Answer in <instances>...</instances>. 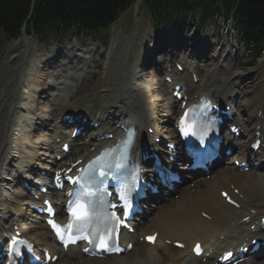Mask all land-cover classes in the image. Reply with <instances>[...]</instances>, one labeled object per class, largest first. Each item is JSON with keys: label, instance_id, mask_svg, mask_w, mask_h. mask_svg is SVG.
Wrapping results in <instances>:
<instances>
[{"label": "bare ground", "instance_id": "6f19581e", "mask_svg": "<svg viewBox=\"0 0 264 264\" xmlns=\"http://www.w3.org/2000/svg\"><path fill=\"white\" fill-rule=\"evenodd\" d=\"M88 8L89 6H84L85 11H87ZM177 34L183 35L182 31L177 32ZM166 37L169 39L164 44L166 46L169 44H183L181 42L182 39L176 37L174 34L167 35ZM141 49V51H145L144 48ZM17 50L18 47L15 52ZM29 51L30 49L25 51V59H18L14 63L17 66L16 69H11L0 83V176L9 187L6 191L1 190L0 193L3 195V200L6 202L8 197H12L11 188H13L12 184L16 180L13 172L16 169H11L8 173L4 166L8 165L10 168V162L14 161V158H16L15 162H17L18 149L21 146V141L24 139L23 136H26L25 144L28 149L45 150L43 154L48 155V153L55 148V143L53 142L54 134L48 133L50 131L44 123L45 121L49 122V119H45L43 115H41V117H43L44 120L34 117L33 113L30 111V106L27 105V102H31V94L28 97L25 91V96L22 97L19 91L20 87L23 86L27 89V92H30L27 78L35 68L31 65L33 54ZM57 55L58 54H55V56ZM137 60L138 57L134 65H136ZM71 63L73 64V62ZM72 67L74 68L75 66ZM118 68L120 69V73L127 72L124 65H120ZM215 68L216 66L213 65L211 71L206 73V78H211L212 74L215 72ZM18 69L22 75L21 82H18L15 77V72H17ZM110 69V62L106 60L105 76L100 79L99 85L97 84V89L101 90L97 100H95L96 97L94 98V95H82L78 97L77 102H72L73 104H71L70 98L74 97L79 90L77 85L79 81H74L77 85L75 86V90L71 91L66 85H63L64 87L59 96L52 99L53 109L59 112L62 109L70 107V105H76L77 109L88 106L92 109L94 108L95 112L99 114L100 112L107 113V109H111L114 105H121V108L124 110L130 109L129 112L135 114L136 119H138L137 129L139 136L143 135V127L145 125L153 127L157 136H163V129H166V131L169 130V128H166L165 124L171 123L178 109L173 104L171 97L166 98L168 103L164 105L162 103V97L149 96L147 93L149 86L146 85L145 82H143L141 86L133 82V80L136 79L135 68H130L128 72L129 81L125 80V82H123L124 86L118 95L120 77L117 73L115 76L111 75L109 72ZM63 71L64 69L60 68L58 74ZM80 74L82 73L75 72L73 78L75 75ZM249 74H251L250 70L239 71L235 69L228 74L225 72L223 76L224 80L231 85L233 80L239 82ZM83 82L84 79L81 83ZM230 85L228 89L236 91V88ZM93 87V85H89V88ZM198 87L199 85L194 86V88ZM210 87H212L211 84ZM247 89L248 88L245 87L239 90L240 95L245 94ZM150 90L153 91L151 88ZM114 93H117V96ZM116 99L119 100L117 103L115 102ZM246 107L250 109V111H248V120L240 119L243 125L248 126L251 123V116L255 111L256 113L257 111L261 112V115L259 117H252V121L255 124H261L264 121V102L255 100L246 102ZM169 110H171V113ZM262 116L263 118H261ZM114 117H116V115H114ZM122 118L123 117L120 119ZM38 128L44 130V132L32 138L30 134L31 130ZM112 128L117 130L113 125ZM54 131L56 132V130ZM174 134V128L171 127L163 137H173ZM61 136L65 137L66 133L62 132ZM86 152L90 153L89 147L86 149ZM77 154L79 156H84V153L81 154L77 152ZM24 160H26L25 157ZM39 162H42V159ZM50 162L52 161L50 160ZM24 165L25 164L21 167ZM230 184H233L239 189V195L235 197L240 202L241 208L242 206L249 205L257 210H264V171L249 170L243 173L237 171L233 166L225 165L223 168L222 166H218L211 172L209 179L202 176L194 180L193 188H183L178 198L171 200L170 203L165 206L167 208L160 210L157 214L152 216L150 221L143 227L138 228L136 232L137 238L131 235V238L135 240L136 244L126 255L108 259L90 258L82 255L79 256L76 253V248L72 247L67 254L58 258L55 264H201L193 262V254L191 251L187 252L189 246L191 250L194 241H202L207 248H215L216 246H218V248L225 247L227 245L225 242L232 241L233 236H238L241 232H248V226L250 224L260 221V217L257 216L259 212L254 214L251 211L240 209L237 216L233 214L230 209L231 207L219 196V189L229 187ZM202 213L207 215V217H203ZM260 213L264 216V211ZM247 217L250 220V224L244 220ZM30 226L29 237L33 239L34 243L36 245L40 244L41 246L48 245L47 230L42 226L39 220L33 219ZM150 231L158 232L157 240L153 246L141 243L138 240L140 236H144V233ZM222 234H226V236L222 241H219V236ZM179 239L183 240L185 243L183 249H176L172 244L173 241ZM246 263L264 264V259L259 261H247ZM202 264L209 263L206 262Z\"/></svg>", "mask_w": 264, "mask_h": 264}, {"label": "trees", "instance_id": "16d2710c", "mask_svg": "<svg viewBox=\"0 0 264 264\" xmlns=\"http://www.w3.org/2000/svg\"><path fill=\"white\" fill-rule=\"evenodd\" d=\"M34 1L35 9L32 22L38 26L42 21L61 22V18L83 20V13L79 12V16L75 17L67 11V6L74 5L76 11L84 6L89 8L97 7L99 13L95 12L94 17L109 18L123 9L130 0H0V28L6 34H14L26 16L29 14L30 3ZM89 1V2H87ZM182 9L184 6L181 4ZM162 4L160 0L155 1V10L161 11ZM264 12V0L246 1L244 6V16H251V13L259 16ZM254 15V16H255ZM256 16V17H257ZM255 18V17H254Z\"/></svg>", "mask_w": 264, "mask_h": 264}, {"label": "rangeland", "instance_id": "374dc122", "mask_svg": "<svg viewBox=\"0 0 264 264\" xmlns=\"http://www.w3.org/2000/svg\"><path fill=\"white\" fill-rule=\"evenodd\" d=\"M127 19V18H126ZM120 22H122V25H121V27H123L122 28V30L121 29H117L118 31H119V34H118V32H117V30H116V34H115V36L118 38V40H119V42H121L122 44H126V43H128L130 40H132V39H130V37H131V33H132V30H126V29H124L125 27H126V23H124V20L123 19H121L120 20ZM124 23V24H123ZM130 24H131V21H130ZM180 24H178L177 26H179ZM177 26H175V27H173L172 29L174 30V29H176L177 28ZM150 26L148 25V27H145L144 28V30H146V33L145 34H148L149 32H150V28H149ZM185 30L183 31L184 32V34H187V32H190L191 31V26H189V25H185ZM180 28H181V26H180ZM211 29L212 28H209V30H208V32L209 31H211ZM169 32H172V31H169ZM143 34L144 33H142V34H140V38L139 39H141V40H143V41H145L144 39H143ZM159 35V34H158ZM144 36H146V35H144ZM66 40H70V38H67ZM66 40H64V41H66ZM67 44H69V41H67ZM36 50H37V54L39 53V51H42V54H45L46 53V55H44V56H42L41 57V60H43V57L44 58H46L47 57V54H48V52H50L51 50H48L44 45H38V47H37V45H36ZM49 49L50 48H52V45L51 46H49L48 47ZM11 49V47H10V44L4 49V51H3V53L0 55V57H2V58H5L6 57V53H7V51L8 50H10ZM115 55V57H119V54L118 53H116V54H114ZM130 57H134L133 55H131ZM255 57L254 56H248L247 57V59L245 60V61H247V62H249V61H251V60H253ZM134 59V58H133ZM262 59V58H261ZM118 60V59H117ZM116 60V61H117ZM256 60V59H255ZM263 60V59H262ZM257 61V60H256ZM34 65H36V64H38V60L37 59H35L34 60ZM255 64H258V65H261L262 63H255ZM0 74L1 75H3L4 73H3V68H1V66H0ZM49 74V73H48ZM156 83L154 84L155 85V87H157L158 89H159V92L160 93H163V91H165V90H163V86H162V83H161V81H160V78H158L156 81H155Z\"/></svg>", "mask_w": 264, "mask_h": 264}, {"label": "snow or ice", "instance_id": "6c2138e0", "mask_svg": "<svg viewBox=\"0 0 264 264\" xmlns=\"http://www.w3.org/2000/svg\"><path fill=\"white\" fill-rule=\"evenodd\" d=\"M187 115H188V113L185 112L184 116L181 118V124H182V125L185 124V121H186ZM185 134H187V133H185ZM119 166H120V165L118 164L117 167H119ZM101 175H103V172L101 173ZM79 179H80V178L77 177V178H76V181H74V182L79 181ZM84 195H86V196H92V195H94V193H93L92 191L89 190V191H85V192H84ZM225 196H227L226 193H225ZM121 198L123 199L124 197H121ZM113 207H115V205H113ZM90 215H91V213H90V211H89V206L86 205V204L83 203V202H79V203H77L76 208L73 209V216L76 218L77 221H84V220H87V219L90 218ZM50 223H52V224H53V227L57 229V234L60 236V238H61L62 240L65 239V235H64V233H62V232L60 231V227H61V226L56 225L54 222H51V221H50ZM71 227H72V225L70 224V225H69V229H71ZM82 238L86 239L87 236H73V235H71V234L69 233V234H68V238H67V240H65V243H66V244H67V243H75L77 239H82ZM148 239H149V240H152L153 238H152V237H148ZM101 246H102V247H107V244L102 240V241H101ZM199 250H200V246L197 245V246H196V251H199Z\"/></svg>", "mask_w": 264, "mask_h": 264}]
</instances>
